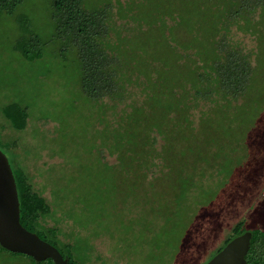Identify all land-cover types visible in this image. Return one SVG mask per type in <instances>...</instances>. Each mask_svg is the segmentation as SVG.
Wrapping results in <instances>:
<instances>
[{"label":"trees","instance_id":"obj_1","mask_svg":"<svg viewBox=\"0 0 264 264\" xmlns=\"http://www.w3.org/2000/svg\"><path fill=\"white\" fill-rule=\"evenodd\" d=\"M23 1L0 0V16L12 15ZM82 1L48 0L59 38L77 51L82 92L90 101L109 96L121 102L127 85L133 84L130 75H139L135 81L143 98L116 112L115 123L98 134L101 144L116 155L115 164L107 165L97 158L93 163L99 166L96 173L82 167V183L74 184L71 191L56 188L53 205L64 208L63 212L80 226L93 223L107 230L116 226L124 233L130 231L134 248L152 249L160 259L152 255L154 261L145 260L144 264H173L186 250L193 231L188 227V204L213 200L241 165V158L247 156L246 134L255 133V120L264 106V96L260 95L264 84L255 88L253 83L255 70H264V0H160L150 7L154 19L148 21V29L135 34V41H127L133 45L126 50L116 44L111 55L103 44L109 32L107 10H85ZM258 13L260 22L256 20ZM254 15L252 27L259 42L256 69L225 38L230 26L239 27L243 19L251 24ZM166 18L174 24L168 25ZM17 22L23 35H28L27 24L20 19ZM126 39L119 37L118 41ZM38 46L36 37H22L14 48L25 60L32 61L41 57ZM207 100L211 105L200 112L196 127L193 111L199 102ZM233 103L238 110L236 115ZM256 105H260V111L255 115ZM1 112L12 129H25L29 117L26 107L8 103ZM158 137L162 140L159 151ZM70 145L73 149L79 146L73 139L68 150ZM157 158L162 161L163 170L148 180ZM11 169L21 225L55 246L67 258V264H94L88 259L91 247L87 241L78 237L62 242L57 226L41 225L40 220L53 213V205L33 188L23 168ZM206 179H212V184L203 185ZM75 180L76 177L70 178ZM213 187L214 191L210 189ZM195 190L198 196H194ZM209 190L212 192L208 193ZM116 207L120 210L115 211ZM124 207L139 210L140 216L126 220ZM251 228L247 264H264V225L248 227L244 221L234 225L210 258ZM83 241L86 249L80 245ZM0 254L10 258L0 264H53L50 259L36 262L1 246Z\"/></svg>","mask_w":264,"mask_h":264},{"label":"rangeland","instance_id":"obj_2","mask_svg":"<svg viewBox=\"0 0 264 264\" xmlns=\"http://www.w3.org/2000/svg\"><path fill=\"white\" fill-rule=\"evenodd\" d=\"M157 2L160 0L82 1L85 10H107L106 26L109 32L104 36L103 44L110 55L116 44L126 50V47L133 45L127 41H135V34L148 29V21L154 19L150 7ZM252 17L251 24L243 19L249 25L242 21L239 27L237 24L230 26L225 38L228 45L240 49L256 69L259 42L252 27L255 15ZM19 19L27 24L28 35L20 31ZM256 20L260 22L259 13ZM166 23L173 25L174 21L166 18ZM57 28L48 0H24L12 15L0 16V150L13 168L19 166L26 171L33 188L52 205L56 204L53 196L56 188L63 187L71 191L74 184L82 183L80 180L85 174L80 171L82 167L96 173L99 166L93 163L97 158H101L107 165L115 164L116 155L101 144L98 134L115 123L116 112L143 98L141 88L135 81L139 75H130L134 81L127 85L123 101L115 102L109 96H104L101 101L87 99L80 87L82 68L77 51L74 46L67 45L64 39L59 38ZM22 37L37 38L41 51L39 59L27 61L15 51V44ZM119 37L128 40L119 43ZM263 73L264 70H255V88L264 84ZM260 95L264 96V92ZM8 103H17L27 108L29 117L24 130L12 129L4 118L1 110ZM238 103L241 105L240 100ZM210 105V100L201 101L193 111L196 127L200 112ZM235 107L233 103L232 110L236 115L238 110ZM258 110L260 105L255 106V115ZM258 114L255 133L252 135L249 131L245 136L249 142V152L241 158V165L233 171L231 178L220 189L217 188L216 196L210 203L192 201L188 204V227L193 231L186 250L173 264H203L239 221H244L248 227L264 225V219L261 218V214H264V106ZM72 139L77 140L79 146L73 149L74 146L70 145L68 150V143ZM91 145H94V149L90 152ZM161 145L162 140L158 137V151ZM85 164L91 166L86 167ZM162 170L160 158L154 159L148 180L161 174ZM71 177L77 180L72 182ZM203 182L207 186L213 181L206 179ZM210 189L214 191L216 188ZM198 194V190H195L194 196ZM52 207L53 213L42 218L41 225L57 226L62 242L78 237L87 241L91 247V256H88L91 263L144 264L145 260L154 261V258H158L152 249L134 248L130 231L124 233L116 226L107 230L93 223L83 227L70 219L63 212L64 208ZM118 210L116 207L115 211ZM123 214L129 221L140 216L139 210L135 208L124 207ZM84 241L80 243L82 249H86ZM152 255H155L154 258ZM3 261H10L9 256L0 254V263Z\"/></svg>","mask_w":264,"mask_h":264},{"label":"water","instance_id":"obj_3","mask_svg":"<svg viewBox=\"0 0 264 264\" xmlns=\"http://www.w3.org/2000/svg\"><path fill=\"white\" fill-rule=\"evenodd\" d=\"M18 193L7 156L0 150V246L10 252L27 255L36 262L50 259L67 264L59 250L20 223ZM252 233L245 231L230 240L205 264H247Z\"/></svg>","mask_w":264,"mask_h":264}]
</instances>
